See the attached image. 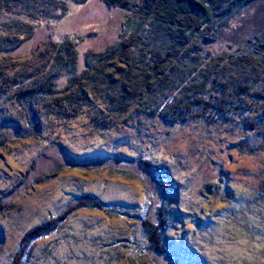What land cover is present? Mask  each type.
I'll return each instance as SVG.
<instances>
[{"label": "rangeland", "instance_id": "obj_1", "mask_svg": "<svg viewBox=\"0 0 264 264\" xmlns=\"http://www.w3.org/2000/svg\"><path fill=\"white\" fill-rule=\"evenodd\" d=\"M255 9L248 13L249 26L259 27L264 8ZM55 14L46 11L48 18ZM70 14L58 33L91 26L114 32L117 15L109 20L102 0ZM47 30L39 32V43L46 42ZM256 116L182 127H167L160 117L137 110L113 127L95 125L85 115L44 118L39 137L31 139L16 138L12 126L5 127L0 197L11 202L0 213V264H14L26 233L86 196L108 211L76 209L57 231L32 243L23 264H264V141L248 130ZM18 117L10 94L0 93V130L4 120ZM33 159L37 175L27 183L57 175L9 196ZM145 162L155 169L148 171ZM158 214L165 218L160 239L167 259L148 253L142 227Z\"/></svg>", "mask_w": 264, "mask_h": 264}, {"label": "trees", "instance_id": "obj_2", "mask_svg": "<svg viewBox=\"0 0 264 264\" xmlns=\"http://www.w3.org/2000/svg\"><path fill=\"white\" fill-rule=\"evenodd\" d=\"M0 1L5 17L0 16V32L7 31L0 37V93L10 94L19 111L17 120H4L1 136L12 126L16 138L39 137L44 118L65 121L80 115L113 127L137 110L160 117L167 127L194 120L227 124L255 114L248 130L264 141V23L249 26L248 19L249 11L264 8V0H102L109 20L117 15L114 32L91 26L62 34L59 23L91 0ZM49 9L56 13L50 18ZM46 28L47 40L39 43V32ZM92 41H98L94 49ZM36 159L9 196L37 175ZM10 202L0 197V213ZM88 207L109 208L93 197L80 198L75 207L26 233L14 264L26 261L33 242L57 231L76 209ZM164 223L158 214L156 222L144 220L142 227L148 253L154 250L167 259L160 239Z\"/></svg>", "mask_w": 264, "mask_h": 264}]
</instances>
